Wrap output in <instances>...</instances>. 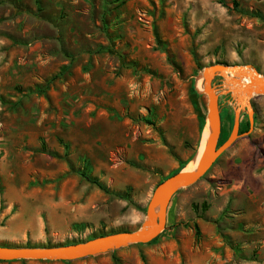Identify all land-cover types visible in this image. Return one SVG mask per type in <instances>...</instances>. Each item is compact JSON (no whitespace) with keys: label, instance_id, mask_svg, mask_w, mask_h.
Returning <instances> with one entry per match:
<instances>
[{"label":"rangeland","instance_id":"rangeland-1","mask_svg":"<svg viewBox=\"0 0 264 264\" xmlns=\"http://www.w3.org/2000/svg\"><path fill=\"white\" fill-rule=\"evenodd\" d=\"M212 64L264 77V0H0V244L139 229L160 181L194 162ZM227 82L212 81L222 139ZM249 102L253 127L242 109L244 134L173 196L156 240L0 264H264V93Z\"/></svg>","mask_w":264,"mask_h":264},{"label":"water","instance_id":"water-1","mask_svg":"<svg viewBox=\"0 0 264 264\" xmlns=\"http://www.w3.org/2000/svg\"><path fill=\"white\" fill-rule=\"evenodd\" d=\"M236 67L238 66L212 64L203 70L201 76L204 81V88L208 95L209 102L208 114L204 127V130L207 128L208 133L201 160L196 167L186 170L185 166L180 171L165 178L156 186L147 206L146 221L139 229L109 233L88 240L61 245L17 246L0 244V261L18 259L75 260L115 250L130 244L147 243L160 235L166 228L167 209L173 196L180 189L188 187L200 180L219 156L228 150L235 141L244 134L240 133L242 109L248 110L251 128L253 127L254 110L250 102L246 104V99L249 98L250 100L254 94L264 93V77H262L260 81L252 80L251 83L243 88H228L222 91V93H230L233 99L238 102V106L235 108L233 129L229 137L219 145L222 132V116L219 94L212 85V81L217 74L224 75L223 72L225 70Z\"/></svg>","mask_w":264,"mask_h":264},{"label":"bare ground","instance_id":"bare-ground-1","mask_svg":"<svg viewBox=\"0 0 264 264\" xmlns=\"http://www.w3.org/2000/svg\"><path fill=\"white\" fill-rule=\"evenodd\" d=\"M223 73L228 79L227 83L232 85L228 87L230 89H237V88L240 89L246 86L247 84L251 83L252 80L260 81L262 79V76L257 71H255L254 69H250L248 67L238 66L236 68H228ZM248 102H249V98L246 99V104H248ZM207 133H208V130L206 128L203 133V139L201 142V146L194 158V162L191 167H186V170H190L199 164L204 147H205Z\"/></svg>","mask_w":264,"mask_h":264},{"label":"trees","instance_id":"trees-1","mask_svg":"<svg viewBox=\"0 0 264 264\" xmlns=\"http://www.w3.org/2000/svg\"><path fill=\"white\" fill-rule=\"evenodd\" d=\"M193 90H194V92H196L197 93V90L195 89V86L193 85ZM224 117V115H222V118ZM201 123H202V131H203V129H204V127H205V123H206V121H205V117L203 116L202 117V120H201ZM232 125H233V123H232ZM249 127H250V121H247V127H246V129H245V131L246 130H248L249 129ZM243 132V129H242V124H240V133H242ZM222 133H223V131H222ZM222 133H221V137H220V140H219V145H221V143H223L225 140H226V138L225 139H222ZM186 166V162L185 163H182L181 164V166L177 169V170H175L174 172H172L171 174H169L168 176H170V175H172V174H174V173H176V172H178V171H180L182 168H184ZM167 176V177H168ZM167 177H165V178H167ZM165 178H163L161 181H163ZM160 181V182H161ZM181 190V189H180ZM179 190V191H180ZM178 191V192H179ZM195 206H197V205H195ZM203 206H205V207H207V204L206 203H203ZM195 227H196V229H197V232H198V234H199V226L196 224L195 225ZM106 234H109V233H106ZM162 234V233H161ZM160 234V235H161ZM100 235H105V233H101ZM100 235H98V236H100ZM160 235H158L157 237H155L153 240H151L150 242H152V241H154V240H156ZM94 237V236H93ZM93 237H90L89 239H91V238H93ZM74 243V242H73ZM66 244H70V243H66ZM21 260H26V259H21ZM64 261H67V262H70L71 260H64Z\"/></svg>","mask_w":264,"mask_h":264}]
</instances>
